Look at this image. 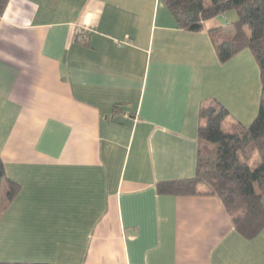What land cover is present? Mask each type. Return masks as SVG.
<instances>
[{"label":"crops","instance_id":"obj_1","mask_svg":"<svg viewBox=\"0 0 264 264\" xmlns=\"http://www.w3.org/2000/svg\"><path fill=\"white\" fill-rule=\"evenodd\" d=\"M221 23L180 30L161 0L7 1L0 159L19 190L0 262L264 264V228L247 239L217 197L156 190L195 176L202 108L222 106L225 129L257 116V64L219 63Z\"/></svg>","mask_w":264,"mask_h":264},{"label":"trees","instance_id":"obj_2","mask_svg":"<svg viewBox=\"0 0 264 264\" xmlns=\"http://www.w3.org/2000/svg\"><path fill=\"white\" fill-rule=\"evenodd\" d=\"M7 1L0 0V15ZM161 1L177 28L188 32H200L207 21L233 12L235 19L231 25L235 33L223 34L214 28L208 34L221 64L244 50L251 53L259 70L261 99L257 116L247 128L234 125L225 129L228 113L217 103L202 108L195 176L158 183L156 190L159 194L174 196L217 197L237 232L252 239L264 228V0ZM243 26L249 34L242 31ZM2 184L6 185L4 199ZM18 190L19 185L5 178L0 159V216Z\"/></svg>","mask_w":264,"mask_h":264},{"label":"rangeland","instance_id":"obj_3","mask_svg":"<svg viewBox=\"0 0 264 264\" xmlns=\"http://www.w3.org/2000/svg\"><path fill=\"white\" fill-rule=\"evenodd\" d=\"M235 14L233 12L228 13L226 15V18L228 19V24H219L221 26V33L227 34V33H235V29L231 25V22L235 19ZM211 24V23H210ZM242 31L246 34H249V31L246 26L242 27Z\"/></svg>","mask_w":264,"mask_h":264},{"label":"water","instance_id":"obj_4","mask_svg":"<svg viewBox=\"0 0 264 264\" xmlns=\"http://www.w3.org/2000/svg\"><path fill=\"white\" fill-rule=\"evenodd\" d=\"M217 19H221V17H218Z\"/></svg>","mask_w":264,"mask_h":264}]
</instances>
